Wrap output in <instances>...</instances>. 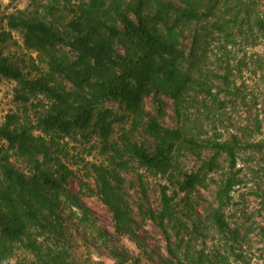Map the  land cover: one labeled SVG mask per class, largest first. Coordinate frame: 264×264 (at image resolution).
Returning a JSON list of instances; mask_svg holds the SVG:
<instances>
[{
    "label": "rangeland",
    "instance_id": "obj_1",
    "mask_svg": "<svg viewBox=\"0 0 264 264\" xmlns=\"http://www.w3.org/2000/svg\"><path fill=\"white\" fill-rule=\"evenodd\" d=\"M191 1L204 17L181 27L180 43L190 52L194 38L199 39L197 83L179 114L167 99L162 113L152 98L144 100L147 115L186 137L174 153L172 176H156L123 153L128 167L120 171L123 217L117 228L94 171L108 165L100 142L80 135L57 137L46 142L45 160L18 153L0 137V159L6 157L23 176L34 173V160L53 175L59 165L71 175L63 191L47 195L51 202L38 208L30 240L3 251L0 264H264V0H219L210 12L201 0ZM77 2L0 0L1 55L27 77L46 73L45 58L24 46L21 31L10 29L8 18H37L61 29L75 16ZM16 89L15 82L0 77V125L14 115L15 129L30 130L48 101L41 96L19 101ZM224 99L220 108L218 100ZM123 137L151 149L142 128L115 124L111 141L123 149ZM222 142L236 151L233 169L227 156L217 153ZM258 142L262 147L249 146ZM211 159L217 166L206 172L203 164ZM195 173H201L200 186L182 191L185 175ZM229 177L234 186L220 208L217 194ZM217 210L226 225L223 232L214 221Z\"/></svg>",
    "mask_w": 264,
    "mask_h": 264
},
{
    "label": "trees",
    "instance_id": "obj_2",
    "mask_svg": "<svg viewBox=\"0 0 264 264\" xmlns=\"http://www.w3.org/2000/svg\"><path fill=\"white\" fill-rule=\"evenodd\" d=\"M76 1L75 16L65 19L61 29L37 18H8V27L21 31L24 46L45 58L47 72L27 77L0 52V77L16 83L19 101L41 96L48 101V107L30 130L15 129L17 119L8 115L0 125V137L18 153L29 157L40 154L45 160L49 155L46 142L57 137L80 135L100 142L108 165L94 169L98 189L120 228L123 213L119 201L124 183L120 171L128 167L121 155L128 154L156 176L171 177L174 153L178 145L187 141L180 129L165 128L147 115L144 100L152 98L162 113L167 99L179 114L197 83L199 70V39L195 37L191 51L185 52L180 30L183 25L201 23L203 14L191 0ZM201 1L208 12L219 2ZM57 78L71 88L59 85ZM224 80L221 86L226 84ZM109 102L114 107H107ZM218 102L220 108L225 107V99ZM126 123L133 130L143 129L152 142L150 150L127 137H123V149L111 141L115 124ZM217 146V153H224L233 169L235 149L225 142ZM249 146L258 149L262 143ZM34 162V173L25 177L10 166L6 157L0 159V263L3 251L24 239L30 240V227L38 219V208L51 202L47 195L58 196L71 176L62 165L53 175L42 167V162ZM215 166V159L203 164L206 172L213 171ZM200 174L185 175L180 189L187 192L200 186ZM233 186V179L227 178L217 194L220 208ZM150 216L156 220L153 214ZM214 221L223 232L226 225L219 210L214 213ZM159 227L162 228V222Z\"/></svg>",
    "mask_w": 264,
    "mask_h": 264
}]
</instances>
